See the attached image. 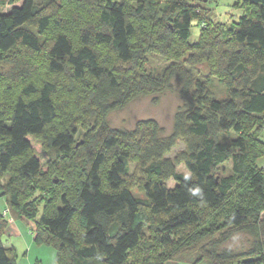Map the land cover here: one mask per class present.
Returning <instances> with one entry per match:
<instances>
[{
    "label": "trees",
    "instance_id": "obj_1",
    "mask_svg": "<svg viewBox=\"0 0 264 264\" xmlns=\"http://www.w3.org/2000/svg\"><path fill=\"white\" fill-rule=\"evenodd\" d=\"M207 1L22 0L0 12L2 210L33 221V241L51 246L56 264H139L129 260L136 252L142 264H165L191 251L209 264H264V166L255 164L264 147V0H241L244 12L230 25L210 19ZM151 52L170 60L159 73L144 67ZM173 79L182 104L168 135L152 118L131 129L108 124L109 112ZM59 84L67 88L56 98ZM65 106L92 117L80 139L59 112ZM179 141L183 149L168 156ZM229 160L231 174H218ZM132 165L143 196L128 186ZM202 209L215 215L202 219ZM1 211L0 264H17L3 244ZM190 227L178 247L155 254ZM236 233L250 236L246 249L224 246Z\"/></svg>",
    "mask_w": 264,
    "mask_h": 264
},
{
    "label": "rangeland",
    "instance_id": "obj_2",
    "mask_svg": "<svg viewBox=\"0 0 264 264\" xmlns=\"http://www.w3.org/2000/svg\"><path fill=\"white\" fill-rule=\"evenodd\" d=\"M49 1H52V0H34V3L38 7ZM21 2L22 0H15L14 3H10L8 0H0V12H7L12 7V5H20ZM205 6L209 8L208 12H209L210 19L216 20L226 25H230L232 22H237L240 16L244 12V8H243L241 0H240V3H238V0H209L205 3ZM198 33H199V22L198 20H193L191 23L189 40L191 42L195 41L198 37ZM104 53H108V51L104 49ZM39 61L43 62V59L39 57ZM169 63H170V60H166L162 58L160 55L151 52L147 54L144 67L147 71H151L153 73H159ZM201 69L204 71L203 68ZM218 83L219 82L217 78L213 79L211 83L212 85L211 89L213 90L215 96L222 95V91L224 89L222 88V86L220 88ZM59 86H60L59 88L60 91L58 90L59 93L55 95L56 98H60L62 94H64L65 92L63 88H67L65 84L64 85L59 84ZM3 88L4 87L2 83H0V93L1 91L4 92ZM11 92H12L11 90H8V92L6 93H11ZM5 97L6 98L2 99L3 102H7V100L9 99L7 95H5ZM181 104H182V100L179 95V85H178V82L175 79H173L171 82L170 88L162 92L153 94V95H145V96L136 97L132 99L130 102H128L124 107L109 112L106 116V120L112 128L131 129L138 120L152 118L156 120L159 126L162 128L163 135H168L172 131L174 114ZM78 107H74L75 109L74 110L73 107L70 108L69 106H65V107L60 108L59 110L60 113L63 112L67 116L66 122H68L69 125L76 127L77 139L79 137L78 136L79 133H83L87 129V125H89L90 121H92L91 116H89L88 118V113H87L88 111L85 109H82L81 107L78 109ZM71 109L74 110V112L72 115H69V113L72 112L70 111ZM62 121L64 120H61V123L65 125L66 123ZM80 138L81 137H79V139ZM259 138L260 140H262L264 144V130L260 131ZM33 146L36 149H40L39 145L35 144L34 142H33ZM181 149H183V143L179 141L178 144L173 148L172 152L168 154V156L173 157L174 153ZM255 164L259 168H262L264 166V147H263L262 153L256 157ZM176 170L180 173L189 175V171L184 166V164L177 165ZM130 171L132 172V174L129 179L128 186L131 188L134 195L143 196V193L139 190L138 182L134 181L135 178L133 176L134 175L133 165L130 167ZM217 172L218 174H221V175L231 174L232 172L231 171V160H229L228 162L226 161L223 164H221L219 168H217ZM7 179H8V174H5L2 177H0V185L6 186ZM174 184L175 182L172 179H169L167 182V185L169 187H173ZM246 184L247 182H243L242 186L244 187L245 185L246 187ZM238 193H239L238 189L235 187L233 192L230 195V199L232 200L230 199L227 200L226 204L223 206L224 208H221V217L218 218L217 220L218 223L226 222V219L224 218L225 216L224 213L226 212V209H228L229 206L231 205V202L237 199ZM35 195L38 196L37 193H35ZM5 198L6 197L4 195L0 194V211L6 205ZM262 203H263V210L261 211V216H264V201ZM4 211L5 213H7L6 216L3 214ZM1 213L3 217H7L11 219L9 224L14 223V220L10 216L9 210H7V208L2 210ZM210 213H213L215 215V212H210L208 210L202 209L201 218L206 219L207 217L210 216L209 215ZM23 219H26V218L24 217ZM26 220L33 223V225L31 226L34 229L35 227L34 222L29 219H26ZM213 226L211 224H208V228H213ZM192 230H193L192 227L179 230L178 233H176V235L172 237L171 245L173 246L174 244H177L178 239L180 237L184 238ZM145 232H146V237H148V239H150L151 241L154 240L153 239L154 236L150 232L149 228H147ZM34 236L35 235L32 232L27 231L26 239L29 242L33 241L32 239ZM13 240L14 239H12L11 236H5V235L3 236V241L5 243L13 242ZM16 244H18L17 251L19 254L18 257L16 258V263L18 262V264H28L29 261L27 260L25 254H26V250H29L30 248L26 245V242L20 239L18 240ZM171 245L168 247L167 246L162 247L158 245L157 247H155V254L162 253L165 249H168L169 251V249L171 248L178 247L180 245V242L176 246L171 247ZM249 245H250V236L245 233L233 234L232 237L224 244L225 247H229L235 251L244 250ZM30 246L32 247L31 252H30V259H31L30 264L36 261L34 257V253H36L37 258L42 259L41 261L43 262V264L50 263L51 260H50L49 254L51 252H54V249L51 246L43 245V244L38 245L35 242L34 244L30 243ZM136 254H139V256L140 255L142 256L143 252L134 253V255H132L129 260L134 261L138 259L139 264H142L141 263L142 261L139 258H136L137 257ZM165 264H209V263L205 259L198 261L197 253L194 251H191V252L180 253L177 256H175L173 259L167 261Z\"/></svg>",
    "mask_w": 264,
    "mask_h": 264
},
{
    "label": "crops",
    "instance_id": "obj_3",
    "mask_svg": "<svg viewBox=\"0 0 264 264\" xmlns=\"http://www.w3.org/2000/svg\"><path fill=\"white\" fill-rule=\"evenodd\" d=\"M31 225H33V223H31L30 221H27L26 219H23V218L17 219L16 221H14V223L9 224L7 226V228L5 229V232H4L5 236H11L12 239H14L13 242H6V243L3 242V244L5 246L14 248V250L17 253V257L19 254L17 251V245L18 244H16V243L18 242L19 239L26 242V245L30 248L29 250H26V254H25L27 260L29 261L28 264H30V260H31L30 259V252H31V248H32L31 246L32 245L30 246V243L34 244L33 241L29 242L26 239L27 231H29L32 228ZM33 239H34V237H33ZM49 253H50V251H49ZM50 254H49V257H50L51 261L49 264H56L55 251L51 252ZM34 257H35L36 261H38V260H40V261H38V262L35 261V262H32L31 264H43V262L41 261L42 259L36 257V253H34ZM17 264H18V262H17Z\"/></svg>",
    "mask_w": 264,
    "mask_h": 264
},
{
    "label": "built area",
    "instance_id": "obj_4",
    "mask_svg": "<svg viewBox=\"0 0 264 264\" xmlns=\"http://www.w3.org/2000/svg\"><path fill=\"white\" fill-rule=\"evenodd\" d=\"M5 216H6V214L7 213H5V211H4V213H3ZM8 219V221L10 222L11 221V219L10 218H7ZM30 232H32V233H34V229L32 228L31 230H30Z\"/></svg>",
    "mask_w": 264,
    "mask_h": 264
}]
</instances>
